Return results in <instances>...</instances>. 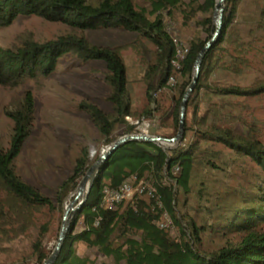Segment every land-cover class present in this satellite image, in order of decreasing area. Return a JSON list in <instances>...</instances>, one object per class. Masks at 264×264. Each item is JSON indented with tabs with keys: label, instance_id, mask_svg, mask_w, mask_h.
Segmentation results:
<instances>
[{
	"label": "trees",
	"instance_id": "obj_1",
	"mask_svg": "<svg viewBox=\"0 0 264 264\" xmlns=\"http://www.w3.org/2000/svg\"><path fill=\"white\" fill-rule=\"evenodd\" d=\"M146 1L150 9L133 0H99L96 6L86 0H0V27L9 25L23 14L52 22L61 21L81 31L102 26L137 33L156 47L155 62L147 66L141 77L146 83L147 104L140 115L152 118L158 111V103L153 96L167 83L173 55L172 43L162 31L161 16L157 12L179 8L183 19H193L199 15L204 17L205 11H211V8L202 0ZM224 2L222 30L217 41L203 55L195 88L187 99L181 143L168 149L153 142L127 141L105 158L83 207L74 213L62 247L51 264H96L89 253H79L77 245L81 242L88 245L87 250L102 254L101 264H264V141L255 122L241 118L233 111L239 106L241 109L248 97L264 95V78H255L246 86L209 83V76L217 68L239 72L242 67L250 66L247 53L251 51V45L248 42L247 45L242 42L227 46L232 42L228 29L240 0ZM256 25L253 36L258 31L264 32V10ZM207 41L208 36L192 39L189 43V54L183 67V74L189 78ZM125 47L97 46L90 43L83 33L61 35L42 42L35 41L30 33H21L11 47H0V85L15 88L28 79L40 80L52 73L60 56L68 52L84 60H102L107 67L104 79L111 88L107 100L112 103V112L106 113L90 102H81L80 108L89 114L91 122L110 144L114 140L111 137L114 126L125 116L134 114L127 98L128 80L121 54ZM259 51L264 54V45ZM226 58H229L230 66H226ZM189 78L186 84L190 83ZM185 90H178V97L168 110L176 128ZM5 114L12 120L13 132L9 147L0 149L1 244L25 234L35 225L38 213L44 208H53L48 196L18 176L14 164L33 127L31 93L26 92L16 107L6 109ZM237 124L245 130L239 131ZM134 127V124H129L124 133H131ZM188 133L191 137H187ZM214 145L229 149L238 158L249 159L256 167L257 176L253 187L242 199L244 203L232 207L223 222L216 224L222 233L236 231L241 234V239L206 253L194 245L200 240L204 226H197L193 220H184L177 214L175 195L177 187H188L202 166L217 172L225 170L221 163L225 161L219 162L217 152L212 148ZM230 161L236 162V159L230 158ZM90 163L86 148L76 160L72 174L63 181L57 194L58 202L62 203L76 187ZM144 174L153 178L155 195L136 194L127 203L106 209L96 224L104 187H116L127 178H140ZM166 182L170 183L169 186ZM157 199L161 200L160 206ZM81 214L84 227L77 231L75 228ZM164 214L168 217L169 226L161 229L159 222L163 221ZM171 224H175L176 231L172 230ZM47 229L45 224L33 242L35 256L44 262L49 256L43 242Z\"/></svg>",
	"mask_w": 264,
	"mask_h": 264
},
{
	"label": "rangeland",
	"instance_id": "obj_2",
	"mask_svg": "<svg viewBox=\"0 0 264 264\" xmlns=\"http://www.w3.org/2000/svg\"><path fill=\"white\" fill-rule=\"evenodd\" d=\"M98 1L86 0L95 6L98 5ZM133 1L150 9L146 0ZM202 1L211 8V11H205L204 17L199 15L193 19H183L179 8H173L170 11L160 9L157 12V15L161 16L162 27L167 28L162 31L172 39L173 46L175 41H180L189 48L192 39H204L207 36L209 41L216 29L213 14L218 1ZM222 7L223 18L226 8L224 1ZM262 10H264V0H240L228 29L232 42L227 46L242 42H246L247 45L248 42L251 45V51L247 53L250 66L242 67L239 72L231 68H217L209 76L210 84L246 86L250 85L255 78H264V54L259 51L264 45V32L258 31L256 36L252 33L257 27ZM25 32L30 33L38 42L53 40L61 35L83 33L90 43L97 46L112 48L126 45L127 47L121 50V54L128 80L127 98L134 114L122 118V121L114 126L111 137L116 140L121 135L129 134L124 133L129 124L135 125L131 132L133 134L148 133L165 137L176 135L179 125L177 128L173 125L168 110L173 107L174 100L178 97V90L188 89L193 81L194 71L189 78L183 74L182 68L176 84H171L167 80L166 85L158 89L153 96L158 103V111L152 118L140 115L147 104L146 83L141 77L147 66L155 62L156 47L152 42L138 36L135 32L120 28L100 26L96 29L81 31L61 21L52 22L35 15L20 14L9 25L0 27V47H11L16 43V38ZM225 60L226 66H230L229 58ZM56 64V69L40 80L28 79L15 88L0 85V149L5 150L9 147L13 132L12 120L5 114V110L14 109L22 96L30 92L34 104L33 127L15 160V169L23 181L33 185L53 203L52 209L44 208L43 212L35 216V225L25 234L0 243V264L45 263L35 256L33 242L40 229L47 224L48 229L43 241L44 250L48 251V255L53 252L63 224L66 201L72 200L83 176L61 203L57 201V194L62 188L63 181L72 174L76 160L84 149L87 148L91 162L86 172L95 163L102 148L109 143L91 122L89 114L80 108L81 102H90L106 113L112 112V103L107 100L111 88L104 79L107 73L106 64L102 60H84L72 52L60 56ZM188 78L190 83L186 84ZM233 111L237 116L255 122L260 131L259 136L264 141V95L248 97L241 109L239 106ZM163 114H166V117H162ZM236 126L239 131L245 130L239 124ZM187 137H191V134L188 133ZM176 146L178 144L166 148ZM212 148L217 152L219 162L225 161L221 162L225 170L217 172L202 166L189 181L188 187L186 189L177 187L175 195L177 214L184 220H193L197 226H204L200 233V240L194 245L201 252L206 253L215 251L225 243H236L241 239L240 233L236 231L222 233L216 224L223 222L224 216L232 207H238L244 203L242 199L253 187L257 176L256 167L249 159L238 158L229 149L218 145ZM230 158H235L236 162H231ZM106 181L103 179V182L107 183ZM166 183L169 186L170 183ZM82 215L78 217L79 221L75 228L77 231L84 227ZM171 227L173 231L177 230L175 224H171ZM77 247L80 254L89 253L96 264H101L100 252L87 250L88 245L85 242L78 243Z\"/></svg>",
	"mask_w": 264,
	"mask_h": 264
},
{
	"label": "water",
	"instance_id": "obj_3",
	"mask_svg": "<svg viewBox=\"0 0 264 264\" xmlns=\"http://www.w3.org/2000/svg\"><path fill=\"white\" fill-rule=\"evenodd\" d=\"M217 4L215 5V11H214V20L216 24V29L213 32L212 36L210 37L209 41L205 44L204 48L199 52L197 58H196V63L194 66V73H193V78H192V83L188 87V89L185 90L184 95L182 97V103L180 106V111H179V128L176 133V135L172 137H165V136H154L150 135L148 133H129V134H124L121 135V137L117 138L116 140L112 141L110 144L106 145L105 149L102 150L98 158L96 159L95 163L85 172L83 175L82 179L79 181L78 188L73 195L72 200L70 201V205L67 209H65L63 218H62V226L60 230L59 237L57 239V245L53 252L48 256V258L45 260L44 264H51L52 260L58 253L59 249L62 247L63 244V238L67 230L69 229V226L71 225V218L73 214L80 210L83 205L84 201L87 199L88 193L92 187L93 180L95 176L97 175L103 160L107 158L114 150H116L122 143L127 142V141H147V142H153L156 143L159 146H162L163 148L166 147H173L175 144H180L181 139L183 137V132H184V116L186 113V108H187V103H188V96L193 90L196 82H197V77L199 74L200 70V65L202 62V57L205 54L206 50L216 41V38L218 37L221 27H222V14H223V1L224 0H217ZM163 142L168 143V145H164Z\"/></svg>",
	"mask_w": 264,
	"mask_h": 264
},
{
	"label": "built area",
	"instance_id": "obj_4",
	"mask_svg": "<svg viewBox=\"0 0 264 264\" xmlns=\"http://www.w3.org/2000/svg\"><path fill=\"white\" fill-rule=\"evenodd\" d=\"M163 30L167 28L162 27ZM171 43L172 39L169 38ZM175 41V39H173ZM173 46V45H172ZM189 54V48L182 42H176L173 46V56L170 59L172 65V74L168 78L169 83L176 84L179 76L182 73L184 59ZM106 147V146H105ZM105 147L102 148L105 149ZM102 152V151H101ZM100 152V153H101ZM94 153V152H93ZM92 153V154H93ZM100 155V154H99ZM177 170V169H176ZM156 188L154 186V180L150 175L144 174L142 177L137 178L135 176L123 180L116 187L105 186L101 198V209L99 217L96 219V224L99 223L104 211L115 205L127 203L134 195H143L153 197L155 195ZM158 200V199H157ZM158 205H161V200H158ZM169 226V220L166 214L163 215V221L159 222V227L165 229Z\"/></svg>",
	"mask_w": 264,
	"mask_h": 264
},
{
	"label": "bare ground",
	"instance_id": "obj_5",
	"mask_svg": "<svg viewBox=\"0 0 264 264\" xmlns=\"http://www.w3.org/2000/svg\"><path fill=\"white\" fill-rule=\"evenodd\" d=\"M164 145H168V143L163 142ZM70 205V201H66L65 209H67Z\"/></svg>",
	"mask_w": 264,
	"mask_h": 264
}]
</instances>
